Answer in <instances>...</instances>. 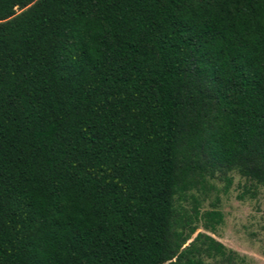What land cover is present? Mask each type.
<instances>
[{
	"label": "trees",
	"instance_id": "trees-1",
	"mask_svg": "<svg viewBox=\"0 0 264 264\" xmlns=\"http://www.w3.org/2000/svg\"><path fill=\"white\" fill-rule=\"evenodd\" d=\"M233 169L264 182V0H0V264L230 262L174 198Z\"/></svg>",
	"mask_w": 264,
	"mask_h": 264
},
{
	"label": "rangeland",
	"instance_id": "rangeland-1",
	"mask_svg": "<svg viewBox=\"0 0 264 264\" xmlns=\"http://www.w3.org/2000/svg\"><path fill=\"white\" fill-rule=\"evenodd\" d=\"M174 207L178 218L189 220L187 228L194 227L185 245L202 232L232 251L230 262L203 255L205 264H264V182L250 180L235 169L217 172L175 195ZM211 210L219 213L215 219L206 217Z\"/></svg>",
	"mask_w": 264,
	"mask_h": 264
}]
</instances>
